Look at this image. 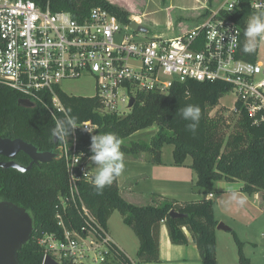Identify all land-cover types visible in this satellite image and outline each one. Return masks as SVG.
Masks as SVG:
<instances>
[{"label":"trees","instance_id":"1","mask_svg":"<svg viewBox=\"0 0 264 264\" xmlns=\"http://www.w3.org/2000/svg\"><path fill=\"white\" fill-rule=\"evenodd\" d=\"M31 1L41 10L69 13L78 21L88 17L93 9L101 8L123 25L130 22L127 11L111 5L107 0ZM239 1L234 13L229 14L222 9L216 17L229 19L242 30V58L255 63L258 53L256 47L251 53L242 51L246 42V22L255 15L250 9V3L255 0ZM230 92V87L221 81L174 82L167 92L139 91L133 108L122 116L102 112L101 103L95 97L69 96L59 92L65 114L59 113L57 117L62 119L69 114L76 116L80 124L95 126L93 134L115 133L122 141L121 151L124 156L137 157L140 153H147L148 162L152 164L162 163L164 144L172 145L174 165L182 166L187 156L191 157L189 166L196 175L195 185L202 189L203 194H207L215 182H240L241 192L262 195L264 210V123L253 124L241 100L235 102L233 111L219 107V101ZM20 98L21 94L0 83V137L20 139L36 147L39 152L54 151L58 141L50 139V129L55 126L52 115L38 104L32 108L19 107L17 101ZM189 104L201 109V119L195 133L187 129L189 121L179 116V109ZM153 127L156 132L148 142L130 140L133 135ZM74 134L78 151L90 156L89 134L82 130ZM127 140H130L128 145ZM0 159L7 160L1 156ZM13 160L24 167L30 163V159L23 153L17 154ZM78 185L85 206L105 230L109 218L117 211L123 224L133 231L138 242L136 264L159 262V230L162 224L173 245H187V232L201 263L216 264L215 233L218 222L211 199L179 202L151 195L145 205H135L122 197L117 177L111 185L105 187L102 194H97L91 182L81 180ZM67 192L68 175L63 160L34 164L24 173L0 168V201L24 209L32 219L31 237L18 251L19 264H41L43 250L37 241L45 233L60 230L54 218L56 206L58 198ZM171 211L183 217L171 218ZM69 217L74 219L76 226L80 225L81 220L75 210H70ZM235 240L240 246V264H250L241 251L242 243L236 235ZM104 264L132 262L115 246L112 257Z\"/></svg>","mask_w":264,"mask_h":264},{"label":"built area","instance_id":"2","mask_svg":"<svg viewBox=\"0 0 264 264\" xmlns=\"http://www.w3.org/2000/svg\"><path fill=\"white\" fill-rule=\"evenodd\" d=\"M239 3L225 0L222 9L232 14ZM250 9L264 14V0L252 1ZM216 16L168 37L145 25L146 33L133 31L101 8L78 21L69 13L41 10L31 0H0V83L46 108L56 121L59 113L65 114L59 95L64 81L90 77L91 97L101 103V111L118 116L132 109L130 99L139 91L163 93L174 82L188 80L221 81L234 93L233 105L241 100L253 124L264 123V64L243 60L242 30ZM259 44L264 45V38H258ZM80 126L95 129L89 123ZM53 152L65 162L68 192L56 206L60 230L37 241L43 250L41 264L46 258L57 264H104L115 244L85 206L78 185L81 180L92 183L89 156L78 151L75 134L58 141ZM72 209L80 217L79 226L69 217Z\"/></svg>","mask_w":264,"mask_h":264},{"label":"rangeland","instance_id":"3","mask_svg":"<svg viewBox=\"0 0 264 264\" xmlns=\"http://www.w3.org/2000/svg\"><path fill=\"white\" fill-rule=\"evenodd\" d=\"M107 1L127 11L130 22L134 20L143 27L147 26L151 33L168 37L185 33L216 14L219 15L222 4L225 2V0ZM255 47L259 49L257 62L264 64V45H258L257 39ZM60 89L69 96L91 97L94 95L90 77L64 81ZM234 99V93L226 94L219 101V107L233 111ZM155 132L156 128L153 127L133 135L130 140L148 142ZM130 140H127L128 143L125 141L126 145L130 143ZM172 149V145H163L161 164L149 163L147 153H140L135 159L132 156H124L125 170L117 177L118 184L121 187L131 186L132 193L137 196L148 197L156 194L181 202L206 198L208 194H213L211 200L217 222L229 227L241 241V251L250 264H264V210L260 193L254 195L244 193L248 199L243 208L235 204L225 208L219 198L227 200L229 197L226 190L233 187L240 191L242 183L215 182L207 190L208 194H203L202 189L195 185L196 175L189 166L191 157L187 156L184 165L176 166ZM94 167L95 165L89 162L88 169L91 173L95 172ZM107 229L112 241L124 249L132 264H136L137 238L133 231L123 224L119 212H113L107 222ZM233 233L216 230V264H240L238 254L240 246L237 245Z\"/></svg>","mask_w":264,"mask_h":264},{"label":"clouds","instance_id":"4","mask_svg":"<svg viewBox=\"0 0 264 264\" xmlns=\"http://www.w3.org/2000/svg\"><path fill=\"white\" fill-rule=\"evenodd\" d=\"M246 42L242 47L244 53H251L255 49V42L258 38H264V14L253 15L248 18L244 29ZM179 116L189 121L187 129L192 133L197 131L201 119V109L197 105L189 104L179 109ZM80 128L90 136L89 161L94 164L95 169L92 177V186L97 194H102L105 187L111 185L114 179L120 176L125 170L124 154L121 151V139L112 132L93 134L87 126H80L78 118L73 115H65L62 119H56L55 126L50 129V139L53 141H66V138L74 135V130ZM87 174V173H86ZM85 174V175H86ZM228 199L221 200L223 207L228 208L235 204L243 208L247 203L246 194L233 187L227 190Z\"/></svg>","mask_w":264,"mask_h":264},{"label":"water","instance_id":"5","mask_svg":"<svg viewBox=\"0 0 264 264\" xmlns=\"http://www.w3.org/2000/svg\"><path fill=\"white\" fill-rule=\"evenodd\" d=\"M130 28L136 32L146 33L147 29L136 21H131ZM135 100L132 98L129 102V108H133ZM19 107L32 108L33 103L20 98L17 101ZM25 154L30 163L27 167L17 164L13 161L14 157L19 154ZM0 156L8 161H0L1 169H15L24 173L31 169L32 165L45 164L58 160L53 151L39 152L36 147L20 139H6L0 137ZM171 218H182L183 215L171 211ZM33 226L30 215L22 208L6 201H0V264H19L18 251L26 244L32 234ZM216 230L225 232L231 231L229 227L218 223ZM44 264H57L51 258H46Z\"/></svg>","mask_w":264,"mask_h":264},{"label":"crops","instance_id":"6","mask_svg":"<svg viewBox=\"0 0 264 264\" xmlns=\"http://www.w3.org/2000/svg\"><path fill=\"white\" fill-rule=\"evenodd\" d=\"M138 157V156H137ZM140 157V156H139ZM136 157H133L135 159ZM222 182V181H221ZM117 185L119 187V190L121 192L122 197L129 203L135 204V205H145L150 201V197H141L134 195L132 193L131 186H124L121 187L118 184V179H117ZM242 188V187H241ZM240 188V191H241ZM208 194V192H207ZM156 195V194H154ZM161 198L167 199L161 195H158ZM262 195L260 194V197ZM213 194H208L206 196V199H212ZM259 198V197H258ZM202 199V198H199ZM199 199H194V200H199ZM171 200V199H169ZM191 201V200H188ZM181 202V201H179ZM186 202V201H182ZM108 231V229H107ZM218 232L221 230H217ZM109 233V232H108ZM187 237H188V244L187 245H173L168 237L167 229L165 225H161L160 230H159V262L154 263V264H202L199 258L198 251L195 247V245L192 243V241L189 238L188 233L186 232ZM112 239V238H111ZM114 243V241H113ZM115 246L123 252L125 255L126 253L124 252V249L118 246L116 243H114ZM138 245V243H137ZM127 256V255H126ZM147 264H152V263H147Z\"/></svg>","mask_w":264,"mask_h":264},{"label":"flooded vegetation","instance_id":"7","mask_svg":"<svg viewBox=\"0 0 264 264\" xmlns=\"http://www.w3.org/2000/svg\"><path fill=\"white\" fill-rule=\"evenodd\" d=\"M0 161H5V160H1V159H0ZM6 161H8V160H6ZM13 161H14V160H13ZM14 162H15V161H14Z\"/></svg>","mask_w":264,"mask_h":264}]
</instances>
